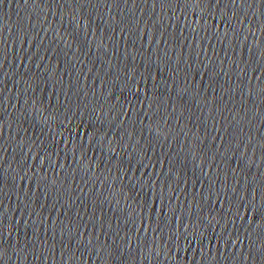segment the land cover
Listing matches in <instances>:
<instances>
[{"label":"water","instance_id":"95a60500","mask_svg":"<svg viewBox=\"0 0 264 264\" xmlns=\"http://www.w3.org/2000/svg\"><path fill=\"white\" fill-rule=\"evenodd\" d=\"M0 264H264V0H0Z\"/></svg>","mask_w":264,"mask_h":264}]
</instances>
